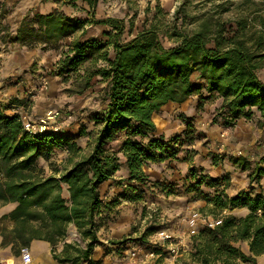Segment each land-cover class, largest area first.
Here are the masks:
<instances>
[{
	"label": "trees",
	"instance_id": "obj_1",
	"mask_svg": "<svg viewBox=\"0 0 264 264\" xmlns=\"http://www.w3.org/2000/svg\"><path fill=\"white\" fill-rule=\"evenodd\" d=\"M58 1L76 5L77 0ZM80 1L91 10L88 19L58 10L35 12L31 17L23 15L14 29L0 19V39L45 50L79 32L57 60L56 73L74 72L81 80V90L94 75H100L107 85L105 107L94 117L97 128L89 152L49 174L36 171L37 159H47L53 146L66 144L73 150V144L57 131L28 133L17 115L6 113L7 107L0 105V203L14 204L1 216L12 221L11 228H0L1 245L17 246L18 253L19 246L44 240L60 264L100 263L91 256L99 243L96 233L103 219L100 186L118 167V157L106 145L119 133H124L120 152L134 178L145 175V162H160L177 153L178 135L165 139L157 134L151 118L168 102L181 103L204 89L221 98L218 114L226 124L250 118L255 111L264 121V81L256 73L264 67V0H248L247 13L240 14L234 26L226 27L218 18L209 17L190 34L175 32V44L168 47L161 43L153 23L121 40L123 25L115 23L119 20L93 17L99 0ZM3 15L0 11V18ZM95 23L108 24L113 32L106 33V40L81 39L84 26ZM98 59L103 60L102 66H96ZM22 103V99H11V106ZM261 175L264 166L255 164L249 182ZM227 186L225 183L213 196L216 207L243 206L247 213L225 214L214 227L204 225L192 237L195 261L186 264H256L255 256L264 254V191L252 195L240 189L229 196L224 193ZM69 224L75 226L83 245L65 240ZM241 242L247 244L246 252L240 248Z\"/></svg>",
	"mask_w": 264,
	"mask_h": 264
},
{
	"label": "rangeland",
	"instance_id": "obj_2",
	"mask_svg": "<svg viewBox=\"0 0 264 264\" xmlns=\"http://www.w3.org/2000/svg\"><path fill=\"white\" fill-rule=\"evenodd\" d=\"M75 4L58 0H0V11L4 13L0 19L14 29L23 15L31 17L35 12L58 10L83 20L91 16V10L84 2L77 0ZM247 11L248 0H99L93 17L119 20L115 23L123 25L121 40L130 39L153 23L161 43L168 47L175 44V32L190 34L205 18H218L226 27L234 26V20ZM84 28L81 39L92 36L106 40V33L113 32L108 24L101 23L86 24ZM73 36H80V33L59 40L56 48L47 50L39 45L0 39V89L9 86L11 90V93L0 91L1 107L11 108L7 113L12 114L11 99H22L24 108L35 121L52 109H59L62 115L56 118L60 125L57 132L73 144V150L67 154L63 149L68 145L63 144L53 146L47 159L38 158L35 169L43 174L59 170L68 165L71 158L89 152L97 128L94 117L107 101L106 81L100 75H94L88 86L81 90V80L74 72L68 75L56 73V62ZM112 55L109 47L108 56ZM102 65L103 60L98 59L96 66ZM256 73L264 81V67L258 68ZM28 90L31 93H27ZM22 94L25 96L21 97ZM29 95L35 97L30 99ZM220 104L221 98L216 93L202 89L181 103L168 102L161 106L155 112L160 121L155 124L157 134H162L165 139L178 135L177 153L160 162H145L143 176L132 178L128 173L125 157L120 152L124 133L108 142L106 147L118 157V167L106 181L107 185L100 187V216L103 219L96 233L99 243L92 252L93 257L103 256L99 264H123L128 257L117 261L104 258V255L120 259L122 256L118 255H122V249L132 248L136 250L137 262H146L148 258L147 264L192 263L195 261L191 255L192 237L204 226L199 221L200 214H210L220 220L225 214L241 216L248 211L246 207H231V204L216 207L212 198L224 184H228L224 193L229 196L240 189L250 191L252 195L264 191V175L249 182L254 165L264 166V121L255 111L250 118H238L240 124L238 119L226 124L218 114ZM33 105L42 108L44 114L33 117ZM5 224L0 222V228H5ZM190 228H195V233L187 236ZM157 230L170 233L171 243L183 236L187 246L174 250L162 246L156 240ZM65 240L84 244L73 224L68 225ZM239 246L247 251L245 242ZM6 249L0 250V261L18 263L17 246L8 245ZM150 250L154 253L146 257ZM255 262L264 264V254L256 255Z\"/></svg>",
	"mask_w": 264,
	"mask_h": 264
},
{
	"label": "built area",
	"instance_id": "obj_3",
	"mask_svg": "<svg viewBox=\"0 0 264 264\" xmlns=\"http://www.w3.org/2000/svg\"><path fill=\"white\" fill-rule=\"evenodd\" d=\"M13 113L16 114L22 124V127L25 131L28 133L34 135L38 132H43L46 130L51 131H58L60 125L58 122H56V118L61 117V112L59 109H52L47 112V114L44 117H40L38 121H35L31 118V114L28 111L27 108H24V105L20 107L18 110V107L16 105H12ZM51 119L49 122L48 120ZM64 152L67 154L69 152L68 148L65 147ZM200 223H203L207 227H214L215 224L219 221L215 217H213L210 214H200L199 216ZM195 233V228H190V230L187 233V236L193 235ZM155 236L157 243H160L162 246L169 247L170 250L178 249L179 247L187 246V242L185 241V238L183 236H179L178 240L174 243H171L172 235L168 233L166 230H157L155 231ZM125 253L128 255L127 262H124L123 264H136V250H125ZM154 253L153 250H150L146 255H152ZM18 257L19 262L18 263H5L0 261V264H29L32 260V253L28 246L21 245L18 248Z\"/></svg>",
	"mask_w": 264,
	"mask_h": 264
},
{
	"label": "crops",
	"instance_id": "obj_4",
	"mask_svg": "<svg viewBox=\"0 0 264 264\" xmlns=\"http://www.w3.org/2000/svg\"><path fill=\"white\" fill-rule=\"evenodd\" d=\"M32 55V54H31ZM0 87H1V84H0ZM2 90H8L9 93H11V90H10V87L8 86H5L3 87L2 89H0V91ZM27 93H31L29 92V90L27 91ZM25 94H22L21 97H24ZM30 99H33V97H35V95H29ZM32 97V98H31ZM36 99V98H35ZM34 99V100H35ZM4 104V103H2ZM13 105H16V104H13ZM18 107V110L20 109L21 106H23V103L22 104H17L16 105ZM38 105H33L32 107V115L33 117H36V115L38 116H41L43 113V109L40 108L39 106L37 107ZM22 108V107H21ZM8 110V111H7ZM11 110V108H8L6 109V113ZM250 119H248L249 121ZM240 124L241 123V120H237ZM242 121H247V120H242ZM69 165H64L62 167H60L59 170H62L63 168H66L68 167ZM105 184H102V185H107L108 182H104ZM101 187V186H100ZM14 206L13 203H5V204H1L0 205V222H5V226L6 228H11L12 227V221L9 220V219H1V216L4 214V213H7L12 207ZM31 253H32V260L29 264H60L58 263L51 255L50 253V245L47 241H44V240H32L30 242V245L28 246ZM7 246H2L1 245V236H0V250H7L6 249ZM60 248V245L58 246V249ZM134 248H132L133 250ZM121 253L122 255H118V256H122L120 259L118 257H113V258H110V257H107V255L105 254L104 255V258H107L109 260H117V261H120V260H123L125 257H128L127 254H125V249H122L121 250ZM93 259H98V260H103V256H99V257H93V255H91ZM146 262L148 261V258L145 259ZM146 262L144 261H141V262H137L136 264H147ZM13 263V262H11ZM245 263V262H244Z\"/></svg>",
	"mask_w": 264,
	"mask_h": 264
},
{
	"label": "bare ground",
	"instance_id": "obj_5",
	"mask_svg": "<svg viewBox=\"0 0 264 264\" xmlns=\"http://www.w3.org/2000/svg\"><path fill=\"white\" fill-rule=\"evenodd\" d=\"M151 118H152V120H153V122H154L155 124H157V123L160 122V121H159V116H158L155 112L152 113ZM70 233H71V232H70Z\"/></svg>",
	"mask_w": 264,
	"mask_h": 264
}]
</instances>
